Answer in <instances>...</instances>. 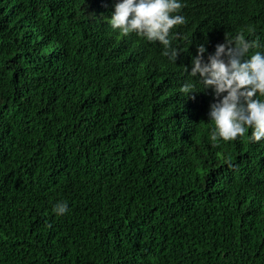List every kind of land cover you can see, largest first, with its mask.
Wrapping results in <instances>:
<instances>
[{
    "label": "trees",
    "instance_id": "trees-1",
    "mask_svg": "<svg viewBox=\"0 0 264 264\" xmlns=\"http://www.w3.org/2000/svg\"><path fill=\"white\" fill-rule=\"evenodd\" d=\"M115 3L0 0V264H264V139L214 146L182 91L198 45H264V0H182L176 63Z\"/></svg>",
    "mask_w": 264,
    "mask_h": 264
},
{
    "label": "clouds",
    "instance_id": "clouds-1",
    "mask_svg": "<svg viewBox=\"0 0 264 264\" xmlns=\"http://www.w3.org/2000/svg\"><path fill=\"white\" fill-rule=\"evenodd\" d=\"M183 7L182 0H116L108 23L123 36L135 33L149 42H159L164 47L163 55L176 63L181 49L173 45V29L186 23L181 14ZM206 52L203 44L198 45L188 73L195 83L190 80L182 91L187 96L194 91L212 90L216 99L207 114L214 122L211 142L215 146L221 140L234 141L249 129L250 139L260 142L264 139V45L237 34L226 36L207 60ZM183 71L188 72L186 66ZM54 210L58 216L64 215L67 202L58 203Z\"/></svg>",
    "mask_w": 264,
    "mask_h": 264
}]
</instances>
